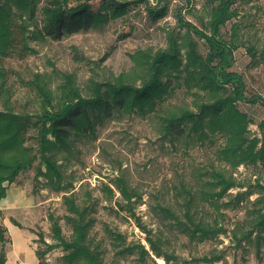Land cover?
Returning <instances> with one entry per match:
<instances>
[{"label":"trees","instance_id":"trees-1","mask_svg":"<svg viewBox=\"0 0 264 264\" xmlns=\"http://www.w3.org/2000/svg\"><path fill=\"white\" fill-rule=\"evenodd\" d=\"M237 1L206 0L210 5L209 15L202 29L183 20L180 25L186 28V33L175 37L171 32L166 48L155 52L142 51L137 57L133 56L137 67L132 75L126 73L106 80H92L86 93L78 87L73 73L63 75L57 91L36 75L31 81L39 97L35 112L15 110L4 85L5 76L3 81L0 78V100L4 105V109H0V204L7 197L9 185L21 172L37 163L36 178L44 177V187L62 193L66 208L62 217L49 214L56 242L48 243L42 234L39 235L38 240L45 247L35 250L38 264L43 262L48 251L57 247L63 250L65 264H104L102 251L92 235L96 223L92 195L87 193L80 198L74 191L72 175L69 176L65 169L71 158L80 152L79 145L88 139H96L99 125L116 116L155 117L162 141H169L172 146L185 138L216 146L219 159L229 166L231 172L215 166L200 169L195 182H180L175 186V194L181 198L177 211L169 204L158 203L157 208L164 219L171 220V224L191 240L203 242L228 232L225 225L216 220H204L203 215L209 213V208L219 211L222 205H239L254 193L253 184L236 194L231 192L246 187V183L235 177L234 170L250 165L260 167L264 174V119L258 124L261 133L258 137L249 129L252 119L238 107L240 102L260 103L264 107V98L259 94L249 96L243 74L232 70L234 52L243 44L240 25L232 24L229 38L222 33V27L239 15ZM43 2L40 7V0H0L2 56L9 55L14 46L18 19L22 21L25 40L60 39L120 17L130 4L126 0H104L102 7L105 11H95L87 2L75 5H70V0ZM39 9L42 12L41 26L35 23ZM148 10L154 16L160 12L154 7H148ZM192 33L204 39L205 53L199 50ZM247 51L251 66L264 63V48L259 49L254 42H249ZM31 130L33 141L29 142ZM255 181L260 188L259 196L247 209L245 218L235 223L232 236L240 245L245 240L251 241L254 235L257 254L260 255L264 244V182L256 174ZM114 184L121 194V198L115 201L118 212L125 211L135 220L145 232L147 242L127 243L123 233L106 226L117 248V256L134 254L137 256L135 264L149 261L158 264V259L172 264L174 256L164 249V239L156 236L136 212V207L141 204V194L122 175ZM104 189L111 197L115 196L109 185ZM1 214L0 210V264H5V247L11 238ZM61 218L70 229L67 236ZM240 227L250 228L238 231ZM111 264H117V261Z\"/></svg>","mask_w":264,"mask_h":264},{"label":"rangeland","instance_id":"rangeland-1","mask_svg":"<svg viewBox=\"0 0 264 264\" xmlns=\"http://www.w3.org/2000/svg\"><path fill=\"white\" fill-rule=\"evenodd\" d=\"M43 1L40 0V7ZM126 1L130 4L122 16L60 39L25 40L22 21L18 19L16 40L10 54H0V78L3 81L5 76L4 85L15 110H37L39 97L31 85L36 75L57 91L63 75L73 73L78 87L86 93L92 80H106L126 73L132 75L137 67L133 56L137 57L142 51L155 52L166 48L171 32H174L175 37L186 33V28L180 25L183 20L202 29L209 15L210 5L206 0ZM82 2L89 3L95 11H105L102 7L104 0H70V5ZM236 6L239 15L222 27L224 37L229 38L232 24L236 22L240 25L243 44L234 52L232 70L243 74L249 96L259 94L264 98V63L251 66V56L247 51L249 42H254L259 49L264 48V0H238ZM148 7L158 8L160 12L151 15ZM41 20L42 12L39 9L35 23L41 26ZM32 29L33 26L29 31ZM191 37L199 50L205 53L207 46L204 39L194 33ZM238 107L252 119L249 125L251 132L260 137L258 124L264 119V107L260 103L248 102H240ZM0 109H4L2 100ZM31 133L32 130L28 133L29 142L33 141ZM79 146L80 152L77 157L71 158L65 170L69 176L72 175L74 191L80 198L92 195V203L96 207L92 235L102 251L104 264H111L112 261H117V264H135L137 261L134 254L117 256V248L106 226L123 233L127 243L142 241L147 244L146 234L135 220L125 211L117 210L115 201L121 198V194L114 182L119 175L126 177L129 184L141 194V204L136 207V212L156 236L164 239V249L174 256L172 264H264V244L258 255L254 235L251 241L245 240L240 245L236 244L232 236L235 223L245 218L247 209L253 206L252 202L259 196L260 188L256 186L255 174L264 182L263 169L260 167L243 165L234 170L235 177L246 183V187L231 192L236 194L253 184L254 193L239 205H222L219 211L209 208V213L203 215L204 220H216L225 225L228 232L200 242L191 240L173 226L171 220L164 219L157 204H169L177 211L181 198H177L175 186L180 182H195L200 169L215 166L230 173L229 166L215 152L216 146L209 142L196 143L188 138L177 140L176 146H172L169 141L164 143L158 120L153 116L141 117L136 114L105 119L99 125L97 138L88 139ZM37 165L35 163L20 173L17 180L9 185L7 197L0 204L3 222L11 238L5 247L9 254L7 264H38V258L33 257V254L36 256L34 251L38 247H45L38 240L39 235L42 234L48 243L56 242L49 214L62 217L66 213L62 193L44 187V177L36 178ZM106 185L114 189V197L105 191ZM61 224L65 235H69L70 229L63 218ZM249 228L240 227L238 231ZM62 255L61 247L50 250L41 264H65ZM158 264L166 262L158 259Z\"/></svg>","mask_w":264,"mask_h":264},{"label":"crops","instance_id":"crops-1","mask_svg":"<svg viewBox=\"0 0 264 264\" xmlns=\"http://www.w3.org/2000/svg\"><path fill=\"white\" fill-rule=\"evenodd\" d=\"M4 200V199H3ZM3 202V201H2ZM8 228V227H7ZM10 230V229H9ZM16 230V229H15ZM35 252V251H34ZM9 255V254H8ZM7 255V261H6V264L9 262V256ZM16 253H15V257H14V260H16ZM33 257L35 258L36 257V259H37V256H35L34 254H33Z\"/></svg>","mask_w":264,"mask_h":264},{"label":"bare ground","instance_id":"bare-ground-1","mask_svg":"<svg viewBox=\"0 0 264 264\" xmlns=\"http://www.w3.org/2000/svg\"><path fill=\"white\" fill-rule=\"evenodd\" d=\"M160 261H162V262H163V259H160Z\"/></svg>","mask_w":264,"mask_h":264}]
</instances>
